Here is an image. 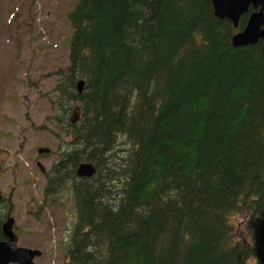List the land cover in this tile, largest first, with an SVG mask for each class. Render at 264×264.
Listing matches in <instances>:
<instances>
[{
  "label": "trees",
  "instance_id": "trees-1",
  "mask_svg": "<svg viewBox=\"0 0 264 264\" xmlns=\"http://www.w3.org/2000/svg\"><path fill=\"white\" fill-rule=\"evenodd\" d=\"M247 18L235 29L210 0L75 1L46 94L66 141L42 205L70 187L75 210L64 264H264V54L231 45ZM85 162L95 174L77 177Z\"/></svg>",
  "mask_w": 264,
  "mask_h": 264
},
{
  "label": "rangeland",
  "instance_id": "rangeland-1",
  "mask_svg": "<svg viewBox=\"0 0 264 264\" xmlns=\"http://www.w3.org/2000/svg\"><path fill=\"white\" fill-rule=\"evenodd\" d=\"M75 1L0 0V196L18 246L41 251L34 264H64L75 221L70 187L55 206L42 205L45 177L66 141L57 136V110L46 94L57 80L52 73L68 64L67 15ZM76 112H70L71 123ZM233 224L237 239L250 242L248 216L235 217Z\"/></svg>",
  "mask_w": 264,
  "mask_h": 264
},
{
  "label": "water",
  "instance_id": "water-1",
  "mask_svg": "<svg viewBox=\"0 0 264 264\" xmlns=\"http://www.w3.org/2000/svg\"><path fill=\"white\" fill-rule=\"evenodd\" d=\"M210 2L214 16L218 20H228L235 29L238 27L240 18L248 14L244 28L232 36L231 45L236 48L255 45L258 41H261L264 54V0H210ZM83 84L82 80L77 82L76 89L78 93H81ZM48 152V149L38 150V153ZM37 166L43 171L40 164ZM75 174L80 178H90L95 174V168L91 163H80ZM13 224V218L8 215L1 227L5 240L0 241V264H34L33 259L40 256L41 252L36 249L18 246Z\"/></svg>",
  "mask_w": 264,
  "mask_h": 264
},
{
  "label": "flooded vegetation",
  "instance_id": "flooded-vegetation-1",
  "mask_svg": "<svg viewBox=\"0 0 264 264\" xmlns=\"http://www.w3.org/2000/svg\"><path fill=\"white\" fill-rule=\"evenodd\" d=\"M0 200H3V199L0 197ZM8 213H9V212H8ZM7 217H8V215H7ZM7 217H6V219H7ZM6 219H5V220H6ZM5 220H4V221H5ZM3 240H5L4 237H3ZM3 240H0V241H3ZM40 252H41V251H40ZM40 256H41V255H40ZM40 256H38V257H40ZM38 257H35V258L33 259V263H34L35 259L38 258Z\"/></svg>",
  "mask_w": 264,
  "mask_h": 264
}]
</instances>
